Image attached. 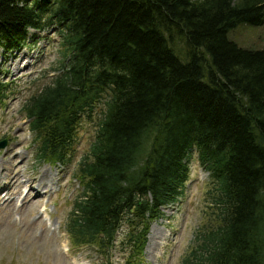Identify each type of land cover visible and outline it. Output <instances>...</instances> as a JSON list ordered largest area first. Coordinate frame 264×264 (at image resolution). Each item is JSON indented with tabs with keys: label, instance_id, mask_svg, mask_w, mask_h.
<instances>
[{
	"label": "trees",
	"instance_id": "16d2710c",
	"mask_svg": "<svg viewBox=\"0 0 264 264\" xmlns=\"http://www.w3.org/2000/svg\"><path fill=\"white\" fill-rule=\"evenodd\" d=\"M263 24L264 0H0L6 54L29 30L61 37L58 75L21 108L36 161L71 166L83 120L99 118L72 176L75 249L111 264L126 231L124 264H143L197 155L212 212L181 264H264V50L229 39Z\"/></svg>",
	"mask_w": 264,
	"mask_h": 264
},
{
	"label": "rangeland",
	"instance_id": "374dc122",
	"mask_svg": "<svg viewBox=\"0 0 264 264\" xmlns=\"http://www.w3.org/2000/svg\"><path fill=\"white\" fill-rule=\"evenodd\" d=\"M28 33L21 51L6 54L0 48V80L11 86L0 99V142L9 143L0 151V264H105L93 248L75 249L65 232L79 194L72 176L94 141L99 118L83 120L71 166L36 162L33 136L21 108L58 75L53 70L61 60V37L56 28ZM229 39L242 48L264 50V24L240 25L230 32ZM190 170L180 203L164 209V218L151 224L143 264H181L207 222L206 215L212 212L208 206L209 173L200 167L197 155ZM125 233L119 237L111 264L126 261L128 253L120 247ZM124 252H128L126 247Z\"/></svg>",
	"mask_w": 264,
	"mask_h": 264
},
{
	"label": "water",
	"instance_id": "95a60500",
	"mask_svg": "<svg viewBox=\"0 0 264 264\" xmlns=\"http://www.w3.org/2000/svg\"><path fill=\"white\" fill-rule=\"evenodd\" d=\"M8 144H9L8 140H4V141L0 142V151L5 150L8 146Z\"/></svg>",
	"mask_w": 264,
	"mask_h": 264
},
{
	"label": "bare ground",
	"instance_id": "6f19581e",
	"mask_svg": "<svg viewBox=\"0 0 264 264\" xmlns=\"http://www.w3.org/2000/svg\"><path fill=\"white\" fill-rule=\"evenodd\" d=\"M43 182H45L44 180H43ZM40 183V182H39ZM40 187H41V185H39ZM46 187V186H45Z\"/></svg>",
	"mask_w": 264,
	"mask_h": 264
}]
</instances>
